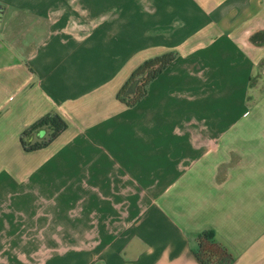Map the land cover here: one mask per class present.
<instances>
[{
  "label": "crops",
  "instance_id": "0c3cea01",
  "mask_svg": "<svg viewBox=\"0 0 264 264\" xmlns=\"http://www.w3.org/2000/svg\"><path fill=\"white\" fill-rule=\"evenodd\" d=\"M0 6V264H201L210 229L230 264H264V0ZM48 113L66 129L24 150Z\"/></svg>",
  "mask_w": 264,
  "mask_h": 264
},
{
  "label": "trees",
  "instance_id": "16d2710c",
  "mask_svg": "<svg viewBox=\"0 0 264 264\" xmlns=\"http://www.w3.org/2000/svg\"><path fill=\"white\" fill-rule=\"evenodd\" d=\"M0 6V12H1ZM173 53H166L158 57L150 58L140 64L124 83L117 93V99L127 106L135 105L145 94L149 83L158 76L174 59ZM138 82L132 94H126L129 85L137 78ZM67 127L66 122L55 113H48L32 123L22 132L20 140L26 151H34L47 146ZM47 129V136L40 142H26L32 132ZM193 254L201 264H230L234 257L228 249L215 239L213 230H205L197 237L196 248Z\"/></svg>",
  "mask_w": 264,
  "mask_h": 264
},
{
  "label": "water",
  "instance_id": "95a60500",
  "mask_svg": "<svg viewBox=\"0 0 264 264\" xmlns=\"http://www.w3.org/2000/svg\"><path fill=\"white\" fill-rule=\"evenodd\" d=\"M139 77H137L126 90V94H132L135 91L136 84L138 82Z\"/></svg>",
  "mask_w": 264,
  "mask_h": 264
}]
</instances>
